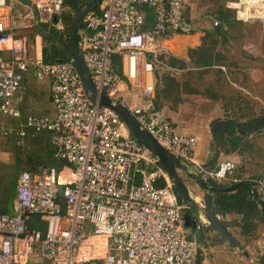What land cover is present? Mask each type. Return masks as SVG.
Here are the masks:
<instances>
[{"label": "built area", "instance_id": "built-area-1", "mask_svg": "<svg viewBox=\"0 0 264 264\" xmlns=\"http://www.w3.org/2000/svg\"><path fill=\"white\" fill-rule=\"evenodd\" d=\"M26 1V9L15 13L10 0H0V45L9 52L0 56V116L21 117L14 96L29 69L37 80L49 81L55 113L27 114L19 127L1 126V133L47 132L60 165L20 169L14 214L0 211V264H29L34 255L40 260L33 264H194L197 244L184 224L186 205L157 156L113 108L91 99L71 57L44 61L37 44L29 49L13 25L19 19L25 27L52 24L60 31L54 18L63 0ZM186 1L100 0L98 10L81 18L77 47L98 95L126 108L204 180L234 184L240 180L233 176V160L225 156L204 168L194 158L197 137L176 132L153 102L160 42L205 29L186 11ZM224 6L239 20L258 19L264 26V5L227 0ZM200 21L210 28L221 23L212 14ZM122 81L137 90L143 107L130 102ZM32 216L44 221L43 230L28 227Z\"/></svg>", "mask_w": 264, "mask_h": 264}, {"label": "rangeland", "instance_id": "rangeland-1", "mask_svg": "<svg viewBox=\"0 0 264 264\" xmlns=\"http://www.w3.org/2000/svg\"><path fill=\"white\" fill-rule=\"evenodd\" d=\"M85 1L63 0V9L57 17L62 29L60 31L53 29L51 33L56 37H61L62 40H66L70 22L77 11L84 6ZM224 1L188 0L186 8L189 14L200 19L207 12H211L214 15L219 14L223 10ZM225 12L227 15L226 19L222 20L223 27L210 31L211 36L202 39L201 45L197 49L189 48L188 50V56H190L193 69L192 71H188L190 74L187 80V89L194 90L195 88L197 93L192 94L191 99H188L189 102L187 103L193 104L195 106L194 110L200 112L192 120L189 118V120L183 121L184 123L172 117L174 115H171L173 120L171 121L174 124L176 132H185L197 137L195 155L201 162L205 161L206 151L209 149L211 151L209 156L212 157L205 163L209 162L214 155H221V152L222 155L236 152L240 155L244 163L243 166H247L246 168H242V174H246V177L253 179L261 175L259 179L264 182V122L259 128L251 131L247 130L244 133L239 131L240 129H244L243 127L251 120L264 116V87L254 86L255 83L259 85V80L264 83V79L262 78L264 77V26L258 19H251L252 21L249 22L238 21L236 13L232 9ZM198 21L200 26L209 27L207 22ZM13 25L15 28L20 29V31L26 29L23 28L22 21L19 19L13 21ZM25 35L29 45L34 39L35 31L32 29L28 30ZM40 42L41 47L45 50V54L47 57H50L53 45L44 37L41 38ZM217 64L224 65L225 69L222 71L216 66ZM253 67H257V70L255 68L251 70ZM249 71L254 73L251 74L256 79L255 81H251L248 78ZM23 83V111L32 110L31 113L54 116V106L48 94V82L46 80H36L32 75L31 69H29L25 72ZM122 88L124 93H129L128 99L131 103L139 107L144 106L143 102L135 96L138 95L136 89L130 88L125 81H122ZM215 105H221L223 108L227 106V110H230H228L227 114L223 112L216 114L213 113ZM162 112L166 114V109H162ZM224 115L228 116L230 121L232 120L235 124L241 125V128L239 127V130H237L238 133H241L238 140L240 147L235 150H232L230 144L233 141L229 142V138H231L230 134H223L221 130L213 127V124L217 120L224 118ZM0 118L5 122L6 126L18 127L17 118L10 116H1ZM212 128H215L214 134L211 132ZM11 138V135H3L0 131V161L3 162L0 163V195L2 194L4 183L6 184V192L8 191L14 173ZM48 138L50 136L45 131L24 137L15 136L21 169H33L36 166L47 163L59 164L60 161L53 158L52 147ZM259 143H262L263 146L255 147ZM218 161L217 158L208 167H215ZM188 169L192 171L193 166H189ZM180 174L191 195L198 197L199 199L197 198V200L200 201V190L195 187L193 181L188 176L181 171ZM224 198L227 201V205L230 203L232 206L237 204L248 207L245 204L246 202L241 200H236L235 202V199L233 200L232 197ZM181 202L185 205L187 204L185 203L186 201L181 200ZM39 226L43 228L44 223ZM255 236H250L249 240L255 239Z\"/></svg>", "mask_w": 264, "mask_h": 264}, {"label": "crops", "instance_id": "crops-1", "mask_svg": "<svg viewBox=\"0 0 264 264\" xmlns=\"http://www.w3.org/2000/svg\"><path fill=\"white\" fill-rule=\"evenodd\" d=\"M10 1L13 4V8L15 10V13L18 11L26 9V5H27L26 0H10ZM187 1L185 3L186 11H187V8H186ZM226 1L227 0H225L223 2V5ZM243 1L245 3L246 7H248L252 3H256L258 5H264V0H243ZM228 10H230V9H228ZM205 14H212L213 16L218 18L217 15H214L211 12H207ZM190 16H192V18H195L197 21L200 20V19L196 18V16H193L191 14H190ZM218 19H220V18H218ZM238 21H239V19H238ZM250 21H252V20H250ZM54 22H56V21H54ZM222 25H223V21L221 20L219 27H215V28H218V29L222 28L223 27ZM80 26H81V24H80ZM44 27L47 30H49L50 32H51V30L55 29V28H53L52 24L44 25ZM23 28H26V29H24L25 32H23L24 30L20 31V29H17L19 35L26 36L25 33L31 29L35 31L34 39L31 43H29V49L30 48L32 49V46H34V44L36 43L37 46L39 47L40 51L43 54V48L41 47V42H40L42 36L41 35L39 36L36 34V30L38 31V29L36 27H25V26H23ZM78 28H80V27H78ZM204 28L205 29H202V30L200 29V30L193 32V33H190V34L174 33V34H171V35L163 38V40L160 42L161 49L156 53L157 63H156L155 72H154L155 73V79H156V86H155L154 98H155V95L157 93V87H158L159 92L163 89L162 91H163L164 95H163V97L159 98V100L157 102L158 107L157 108L155 107V108L161 112H162V109L163 110L166 109V114H164V112H162V113L166 117H168L170 120H172L171 115H174L172 117H174L175 119L180 120L182 123H184L183 121H187V120H189V118L192 120V118H195L197 116V114H199V112H200L198 110H196V111L194 110L195 106H193V104L187 103V102H189L188 99H191V95L194 93H197L195 88H194V90L187 89V87H188L187 86V84H188L187 80H188V76L190 74V72H188V71H192V69H193V67H192L193 65L191 63L190 56H188V50H189V48L197 49L199 47V45H201L202 39H204L206 37H210L211 36L210 31L215 29V28H210V27H206V26H204ZM77 33H78V31H77ZM76 40H77V35H76ZM52 45H53V48L58 52V54L56 55L57 58H55V60L59 59V58L62 59L64 57H67L66 54H64L61 51V49H60L61 47L58 48V46H56L54 44H52ZM1 55L2 56H8L9 52L7 51L5 46L0 45V56ZM171 56L180 60V61H178L177 66H175V67L169 66L167 64V60ZM51 61H54V60H51ZM190 63H191V65H190ZM216 66L219 67V69H221L222 71L225 69L224 65H222V64H217ZM254 68L257 70V67H253V68H251V70ZM159 70H160V72H159ZM251 73L252 72L249 71V74H248L249 77L248 78H250L251 81H255L256 79H254L252 76V74H254V73H252V74ZM24 78H25V73L23 75V81H24ZM262 78L264 79V77H262ZM157 80H159L158 85H157ZM23 81H22V88L14 96L15 104L21 112V117H20L21 119L17 118L18 119L17 120L18 121V127H19V124L22 123V121H23L22 119L24 118L25 115H27V114L39 115L37 113H31L32 110L25 112L22 109V92H23V88H24ZM46 81L48 82V91H49L48 94H49V99H50L49 81L48 80H46ZM167 83H169V85H167ZM258 83H259V85L255 83L254 86L256 87V85H257L258 87H264L263 82H260V80H259ZM166 86H169V87L166 88ZM247 93H249V92L247 91ZM258 96H259V93H258ZM154 98H153V102H154ZM259 99L261 100L260 97H259ZM260 100H259V102L261 103L262 100L261 101ZM51 103H52V101H51ZM228 110H230V109H228ZM228 110H227V106H225L223 108V107H221V105L220 106L215 105L213 113H216V114L220 113L221 114L223 112L224 114H227ZM54 113H55V110H54ZM221 120H227L228 121L227 130L226 131L221 130V131L223 134H225V133H227L228 135L230 134V136L233 140L231 138H229V142L233 141V142H230V144H231L232 150H235L236 148L240 147L238 140L240 139L239 137L241 136V133L237 132V130H239V127L236 125L234 127V130L232 131V133H229V129H228L229 123H230L229 117L224 115V118H221ZM217 121H219V120H217ZM1 126L2 127H9V126H6L5 122L2 121L0 118V131H1ZM28 135H33V134H28ZM11 136H14V135H11ZM234 137H238V138H234ZM48 141H49V138H48ZM259 146H263L262 143H259V145L257 144V146H255V147H259ZM210 152H211L210 149L206 151L205 161L201 162L200 160H198L196 158V155L194 156V158L197 162L204 164L209 158L212 157V156H209ZM220 154L221 155L218 156V160L222 159L224 156H227L233 160V162L235 164L233 176L235 178H238L239 180L253 179L250 177H246L245 176L246 174H242V172H241L242 168H246L247 166L246 165L243 166L244 163L242 162L240 155H238L236 152H234V153L231 152L230 154H225V155H222V152H221ZM52 155H53V149H52ZM53 158H54V156H53ZM54 159L57 160L56 158H54ZM0 163H3V162L0 161ZM47 164H50V163H47ZM58 165H60V162ZM208 168H210V167H208ZM255 178H261V175H258ZM216 182L220 185H231V184H233L228 179L216 181ZM259 182H260V185L257 189L259 192H262V190H264V182L261 179H259ZM5 185L6 184L4 183L3 191L1 194L2 198L4 196ZM5 194H7V193H5ZM223 195H224V197H232L233 200L235 199L234 200L235 202H236V200L237 201L241 200L243 202H246L245 204L248 205V207L239 206L237 204H234V206H232L230 203H228V205H227L228 209L226 212V219L236 221V225H234L230 230H231L232 234L241 242L242 248L231 247L227 242H224L222 244L216 243V244L210 245L208 247H203L202 245H200L201 261L199 264H264V219L262 217V213H260L261 211L258 207V203L256 202L255 198L252 196V194L243 188H238V189L232 190L230 192H225ZM0 199H1V196H0ZM1 206H3V208H0V210L4 209L5 203L4 204L1 203ZM42 223H44L43 220L32 216L29 218L28 227L29 228H40L41 230H43L44 227L42 228L39 226ZM255 229H256V232H255ZM253 235H256L255 239L249 240L250 236H253ZM39 260H40V258L38 256L34 255V256H32L29 264H33V262L39 261Z\"/></svg>", "mask_w": 264, "mask_h": 264}, {"label": "water", "instance_id": "water-1", "mask_svg": "<svg viewBox=\"0 0 264 264\" xmlns=\"http://www.w3.org/2000/svg\"><path fill=\"white\" fill-rule=\"evenodd\" d=\"M99 1L100 0L85 1L82 9L70 22L66 40H62L61 37H56L41 24H38L37 26L39 34L46 38L51 44L57 45L58 48L61 47V51L66 54L67 57H71L73 59V63L83 79L85 88L90 92L91 99L95 100L98 98L100 104L113 108L125 122L131 135L150 148V150L157 156L159 164L172 178L177 194L181 197V200L186 201L185 203H187L184 210V224L185 227H191L190 232L197 244L194 264H199L201 261L200 245L208 247L215 243L222 244L227 242L231 247L242 248L241 242L232 234L230 230L234 225H236V221L226 219L225 212L228 209V206L226 204L227 201L223 196H221V194L238 188L246 189L255 198L264 219V190L259 192L257 189L260 185L259 178L243 179L231 185H220L211 179L204 180L197 173L188 169L189 164L182 163L178 157L160 145L151 134L142 129L139 123L126 108L119 104H112L111 101L103 94H97L91 83L89 72L83 61L82 55L78 50L76 35L82 16L87 11L93 9ZM56 19L57 18L55 17L54 20ZM56 60H61V58ZM263 122L264 116L253 119L245 125V129H256ZM227 125V120H219L213 124V127H216L218 130L226 131L228 127ZM211 132L214 134L215 128H212ZM11 139L14 156V173L5 199V208L0 211L14 214L13 200L15 195V186L21 167L15 136H12ZM217 158L218 155H214L209 162L202 164V166L207 168ZM180 171L188 176L193 181L195 187L200 190V201L197 200L198 197H193L191 195L189 188L180 174ZM216 193H218V195H216ZM202 216L204 217L205 222L201 219Z\"/></svg>", "mask_w": 264, "mask_h": 264}, {"label": "trees", "instance_id": "trees-1", "mask_svg": "<svg viewBox=\"0 0 264 264\" xmlns=\"http://www.w3.org/2000/svg\"><path fill=\"white\" fill-rule=\"evenodd\" d=\"M81 9V8H80ZM80 9L77 11V13L80 11ZM223 10H221L220 12H219V14H217V16H218V18H220L221 20H225L226 19V10H228V9H226L225 7H224V5H223V8H222ZM93 10H98V4L93 8ZM76 13V14H77ZM75 14V15H76ZM78 27H80V23H79V26ZM219 34V33H218ZM58 54V52L53 48L52 49V53H51V55H50V57H47V55L45 54V50H44V48H43V59L45 60V61H51V60H55V58H57V55ZM178 61H180V60H178L177 58H175V57H173V56H171L170 58H168V60H167V64L169 65V66H177V64H178ZM173 80V79H172ZM158 81L159 80H157V85L159 84L158 83ZM167 85H169V83H167ZM169 86H166V88H168ZM163 90V89H162ZM158 91V87H157V93H156V95H155V98H154V104H155V107L157 108L158 107V104H157V102H158V100H159V98L160 97H163V91ZM166 90V89H165ZM161 93V94H160ZM157 105V106H156ZM229 133H232V131L234 130V127L236 126V124H235V122H233L232 120L230 121L229 120ZM260 126H258L257 128H259ZM246 131L248 130V131H251V129H245ZM234 138H238V137H234ZM232 139V138H231ZM233 140V139H232ZM51 165H54V164H51ZM38 166H36V167H34L33 169H36ZM174 190H175V192H176V189L174 188ZM5 193H7L6 192V189L4 190V196H3V198H2V200L0 199V208H3V206H1V203L2 204H4L5 203V199H6V196H7V194H5ZM177 193V192H176ZM1 196V195H0ZM177 197H178V200L179 201H181V197L177 194Z\"/></svg>", "mask_w": 264, "mask_h": 264}, {"label": "flooded vegetation", "instance_id": "flooded-vegetation-1", "mask_svg": "<svg viewBox=\"0 0 264 264\" xmlns=\"http://www.w3.org/2000/svg\"><path fill=\"white\" fill-rule=\"evenodd\" d=\"M238 127H240L241 128V125H238V124H236ZM244 129H240V131H241V133H244L246 130H245V126L243 127ZM224 193H222L221 194V196H223L224 197V195H223ZM216 195H218V193H216ZM226 212H227V210H226ZM226 212H225V214H226ZM261 213V212H260ZM188 230H190L191 231V227H186Z\"/></svg>", "mask_w": 264, "mask_h": 264}, {"label": "bare ground", "instance_id": "bare-ground-1", "mask_svg": "<svg viewBox=\"0 0 264 264\" xmlns=\"http://www.w3.org/2000/svg\"><path fill=\"white\" fill-rule=\"evenodd\" d=\"M202 220H203V222H205V219H204V217L202 216V218H201Z\"/></svg>", "mask_w": 264, "mask_h": 264}]
</instances>
